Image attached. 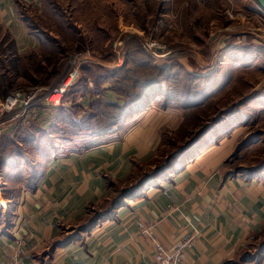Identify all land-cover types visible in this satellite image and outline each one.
<instances>
[{"label":"crops","instance_id":"1","mask_svg":"<svg viewBox=\"0 0 264 264\" xmlns=\"http://www.w3.org/2000/svg\"><path fill=\"white\" fill-rule=\"evenodd\" d=\"M17 3L31 15L40 14L43 5L41 0H0V27L4 42L10 40L3 45L11 44L16 56H24L38 50L40 44L20 18ZM248 31L250 39H244V32L235 34L222 43L220 52L246 42L262 44V31ZM240 71H232L231 79ZM262 84L256 81L248 92L255 97L249 103L253 110H258V96H264L260 94ZM102 88L104 100L121 102L108 83ZM78 98L83 108L95 99L90 95ZM72 100H55L52 105L44 101L39 110L42 124H35L49 128L59 110L68 108ZM52 106L56 109L51 110ZM173 116L178 119L174 126ZM181 116L178 110L155 106L133 113L117 135L92 138L80 149L70 146L38 165L32 191L20 181L23 161L0 171V264L10 253H18L22 264H151L156 243L168 252L185 241L189 243L183 264H231L250 235L264 226V178L223 177V161L245 135L243 122L239 126L226 123L228 135L203 142L168 181L147 184L139 195L80 233L77 240L50 251L68 230L86 222L88 208L108 197L106 178L126 183L137 166L153 163L157 148L178 130ZM263 116L260 111L257 118Z\"/></svg>","mask_w":264,"mask_h":264},{"label":"trees","instance_id":"2","mask_svg":"<svg viewBox=\"0 0 264 264\" xmlns=\"http://www.w3.org/2000/svg\"><path fill=\"white\" fill-rule=\"evenodd\" d=\"M73 1L69 0L67 4H72ZM41 3L54 20H60L58 8L50 0H41ZM17 6L20 18L26 23L28 31L36 36L40 47L28 55L16 56L15 62L19 59H33L39 50L53 46V41L46 32L32 22L30 15L27 14L28 10L18 3ZM124 47L127 53L123 60L120 59L122 65L119 66L118 61L112 62L111 67L97 63L90 73L93 72V69L100 72L91 73L90 77L83 73L79 74L73 83L74 88L69 82L64 83L66 89L61 95V102L67 101L70 96L75 99L68 108L59 110L52 126L43 129L31 120L24 125H19L13 135L0 136L1 172H4L7 166L23 161L24 168L19 173L20 181L24 188L32 191L36 178H38V165L57 156L61 151L68 150L71 145L79 141L91 140L96 136L117 135L126 118L133 113L145 111L152 106L160 110H178L181 112L182 120L175 132L177 134L186 127L187 123L195 116L196 111H200L210 104L215 95L221 94V92L222 96L230 95L229 92L237 86L252 88L253 85L244 80L242 73L238 74L235 79H231L232 71L238 68H247L256 75H264V44L254 45L246 42V44H240L220 52L222 60L219 68L207 76L199 73V66L196 69H187L189 60L179 53L177 56L173 55L154 61L142 46L131 39L124 43ZM77 50H81V48L78 47ZM105 59L111 61L114 59V55L108 54ZM46 60L49 61L47 69L53 60L50 57ZM205 60L209 61L210 59L206 58ZM57 64L58 62L55 63V65ZM177 67L178 72L174 73L173 69ZM41 69L44 68L41 67ZM19 71L21 72V70ZM24 72L27 73L28 70L25 69ZM48 74L52 76L54 71ZM147 74L149 76L146 78ZM136 76L138 78H135ZM1 79L2 77H0ZM230 80L232 83L228 85ZM173 82L174 85L170 86ZM105 83H108L110 89L121 97L120 103L109 102L102 98L104 92L102 85ZM75 88V93H70L71 89ZM9 89H11L10 85L6 87L2 97L9 94ZM84 95L95 97L87 108H83L80 101L76 100L77 97ZM237 95L242 97L240 102L235 104L233 99L224 102L232 104L229 106L223 104L222 113L212 120L211 125L198 130V133H195V136L189 139L183 148L175 150L167 157L164 165L156 167L154 162L149 168L151 170L140 176L133 185L130 181L124 182V184L106 178L107 188L110 190L108 197L96 206L88 208L89 216L86 218V222L77 229L68 230L67 236L54 242L50 251L55 247L64 246L77 240L80 233H84L98 221L112 215L127 200L139 195L147 184L168 181L183 169L187 157L193 154L204 141L212 140L214 135L218 138L228 135L226 123L239 126L243 122L247 128L245 135L240 138L232 153L223 161V177L246 175L252 178L255 176L264 178V154L254 159L249 163V166H234L238 159H246L255 154L261 143H264L263 128L259 126L253 128L257 124L259 112H264V96H258V110H253L249 103L255 97L250 96L248 92L237 93ZM138 167L140 166L136 168ZM120 183L121 185H118ZM263 259L264 226L261 231L250 235V241L242 247L230 263L261 264Z\"/></svg>","mask_w":264,"mask_h":264},{"label":"rangeland","instance_id":"3","mask_svg":"<svg viewBox=\"0 0 264 264\" xmlns=\"http://www.w3.org/2000/svg\"><path fill=\"white\" fill-rule=\"evenodd\" d=\"M50 1L58 8L59 21L54 20L44 8L38 15L27 13L32 22L53 41V46L39 50L35 58L15 62L17 57L14 48L11 44L4 47L3 43L10 40L4 42L6 37L0 27V100L16 91L33 98L51 92L44 101L52 105L53 101L61 100L63 90L66 89L64 83H74L81 73L90 77L91 73L100 72L93 69L90 73L97 63L111 67L112 62L118 61L117 64L122 65L120 59L123 60L127 53L124 43L129 39L142 46L154 61L180 54L189 60L187 69L199 66V73L206 74L219 68L223 42H229L233 35L242 32L246 33L244 39L248 40L251 38L250 29L264 33V14L255 7L254 0H251L254 6L249 0H82L73 1L69 5L65 1ZM261 38L264 44V34ZM78 47L81 50H77ZM108 54L114 55V59L107 61L105 58ZM202 56L210 60L206 61ZM49 57L53 61L46 69L49 62L46 59ZM53 71L54 74L50 76L48 73ZM173 71L178 72V67ZM240 72L246 82L254 84L259 81L264 85V75H256L247 68H242ZM9 85V94L2 97ZM173 85L174 82L170 86ZM246 92L251 91L237 86L229 92L230 95L222 96V92L215 95L206 108L194 113L195 116L180 132L168 134L154 156L156 167L164 165L167 157L183 148L198 130L211 125L212 120L222 113L223 104H232L224 102L233 99L236 104L242 100L237 93ZM260 94L264 95V89ZM52 108L56 109L54 106ZM175 116L173 126L178 121ZM258 126L264 130V116L258 118L253 128ZM101 137L104 136L93 138L100 140ZM85 142L79 141L71 147L83 148ZM263 154L264 143H261L255 154L246 159H238L234 166H249V163ZM153 163L134 169L130 178L131 185L150 171Z\"/></svg>","mask_w":264,"mask_h":264},{"label":"built area","instance_id":"4","mask_svg":"<svg viewBox=\"0 0 264 264\" xmlns=\"http://www.w3.org/2000/svg\"><path fill=\"white\" fill-rule=\"evenodd\" d=\"M49 93L45 92L42 96L33 98V96L26 97L23 93L16 91L9 94L4 100H0V136L14 132L19 125H24L31 120L42 124V121H39V110ZM10 125L12 128H9ZM1 184L0 180V186ZM188 243L189 241H185L175 245L168 252L156 243L151 264H183L184 252ZM2 264H22V259L18 253H10Z\"/></svg>","mask_w":264,"mask_h":264},{"label":"water","instance_id":"5","mask_svg":"<svg viewBox=\"0 0 264 264\" xmlns=\"http://www.w3.org/2000/svg\"><path fill=\"white\" fill-rule=\"evenodd\" d=\"M254 2L258 10L264 14V0H254Z\"/></svg>","mask_w":264,"mask_h":264},{"label":"bare ground","instance_id":"6","mask_svg":"<svg viewBox=\"0 0 264 264\" xmlns=\"http://www.w3.org/2000/svg\"><path fill=\"white\" fill-rule=\"evenodd\" d=\"M204 142H205V141H204ZM197 144H198V143H197ZM198 147H199V146H198ZM204 147H205V146H204ZM194 148H195V147H194ZM191 149H192V148H191ZM206 149H207V148H206ZM195 150H196V149H195ZM197 151H198V150H197ZM209 151H210V150H209ZM209 151H208V152H209ZM190 152H191V150H190ZM195 156H196V155H195ZM189 158H190V157H189ZM193 158H194V157H193ZM197 160H198V159H197ZM199 160H200V159H199Z\"/></svg>","mask_w":264,"mask_h":264}]
</instances>
